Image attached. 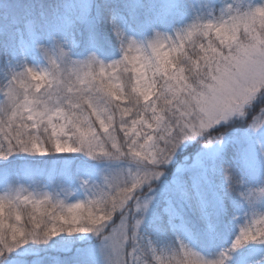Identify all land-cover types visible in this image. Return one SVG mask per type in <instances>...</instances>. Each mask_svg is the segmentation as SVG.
<instances>
[{
    "label": "snow or ice",
    "instance_id": "snow-or-ice-1",
    "mask_svg": "<svg viewBox=\"0 0 264 264\" xmlns=\"http://www.w3.org/2000/svg\"><path fill=\"white\" fill-rule=\"evenodd\" d=\"M226 11L227 20L197 21L177 30L175 39L156 31L155 21L134 12L126 17L122 7L109 0L102 5L81 0L75 19L62 25L64 35L54 32L46 42L35 20L14 19V23H23L52 67L40 73L31 68L20 73L9 69L11 79L0 87L8 101L0 109L5 117L0 119V160L16 152L38 156L83 153L91 160H125L134 163L137 171H130L127 179L105 178L107 189L94 192L86 203L65 205L48 194L41 198L17 195L15 200L0 197V256L30 241L46 244L64 233H92L99 237L101 253H107L105 264H165L164 249L157 254L152 241L145 242L140 232L152 202L153 182L164 175L163 169L182 144L198 137H204L206 144H223L224 134L210 135L212 130L222 122L245 117V109L264 98V37L254 30L257 23L264 28V7L242 14H232L230 7ZM102 21L110 26L123 53L120 60L109 64L96 55L103 47L98 31ZM130 21L137 27L152 25L153 37L146 44L138 43L129 35ZM80 36L90 54L77 61L65 48L79 47ZM69 68L75 70L76 79L61 86L58 72ZM122 73L130 74L127 80ZM249 127L257 129L258 125ZM204 168L203 179L209 182L222 175L226 194L239 192L243 185L223 154ZM174 183L177 198H188L187 186L180 190L178 181ZM239 195L252 206L254 196H264V188ZM220 205L218 215L226 214L222 199ZM28 206L32 209L30 228L21 223ZM172 212L180 214L178 209ZM153 224L161 227L158 217ZM257 242L264 243V217L242 228L230 251ZM176 243L180 246L175 254L197 255L178 239ZM197 257L198 264H224L223 253L216 261Z\"/></svg>",
    "mask_w": 264,
    "mask_h": 264
},
{
    "label": "rangeland",
    "instance_id": "rangeland-1",
    "mask_svg": "<svg viewBox=\"0 0 264 264\" xmlns=\"http://www.w3.org/2000/svg\"><path fill=\"white\" fill-rule=\"evenodd\" d=\"M37 1L38 0H28L26 6L20 12H22V20H35L37 22L39 34L45 42L54 32L57 35H64L62 25L75 19V16L78 14V5L81 3V0H48L51 12L47 14L43 8H38L37 10L35 5ZM236 1L237 0H194L193 2L196 7L201 4L205 6V10H208L207 17L211 16L210 22L219 23L218 15L222 14L223 9L222 7H215V5H225L227 7L230 3L235 4ZM93 3L94 5H98L97 0H93ZM229 7H231V5ZM257 7H264V0L261 2H254L248 9L249 11H252ZM36 13H40V19L37 18ZM94 14L95 8L93 9V15ZM158 15L160 14H155L156 17H158ZM3 19L8 25L14 26L13 30L17 36V49L10 52L7 56L6 65L8 71L9 69H12L14 72L20 73L25 71L26 68H31L37 73L50 72L52 66L48 59L41 55L36 49L33 37L25 30L23 23H14V19L7 14L3 15ZM256 25V28H258L259 24L257 23ZM256 33L260 34L259 29L256 30ZM129 35L137 40L138 43L146 44L142 36L132 26L129 29ZM79 39L81 40L80 45H83L85 49H87L83 43L84 37L80 36ZM45 46H47V43ZM77 48L78 47L71 49L67 47L65 48L66 51H70L73 60L82 61L90 54V52L87 51L76 55L74 51ZM120 54L123 55L121 50ZM96 55L104 64L114 62L109 56H105L98 51H96ZM66 71L67 70L65 69H61L58 72V76L62 77L60 82L61 86H63V74ZM263 102L264 98H258L255 101L256 104ZM240 119L245 120L244 117H241L233 118L228 122L241 121ZM228 122H222L221 124L224 125ZM254 124L258 125L257 129L249 127L248 130L236 135V138L234 137L230 141L223 142V144H209L207 145L208 147L206 150L204 149L201 153L206 160L212 161L228 145L235 156L231 158V161L233 163L239 162L240 167H242L238 169V173L243 179L245 192H248L249 190L254 192L253 188L264 186V112L255 119ZM251 132L256 135L257 139H259V143L254 145L253 150H247V147L239 149L238 159L236 155L237 150L235 148V141L246 142ZM193 140L194 139H191L189 142H192ZM185 146L186 142L183 144V148ZM48 156L38 157L47 158ZM175 161L176 156H174L173 161L169 165L173 164ZM184 161L187 162L188 159H185ZM169 165L164 169L168 170ZM199 168L200 163L198 161L189 163L187 166L183 162V164L177 166L171 173L164 172V175L152 184V191L149 193L152 201L149 206V211L158 202L163 203L162 213L167 222L171 239L168 241H162L154 236L149 228H146L145 224L142 225L140 231L141 235L145 238V242L148 240L152 241L153 246L157 250V254H159L161 248L164 249L165 255L163 259L165 264H178V262H182V264H198L197 255L203 257L206 261L204 252L201 249L202 246L200 247L193 230L187 225L183 213L174 202L173 187L177 186L174 181L179 180L181 176L185 174L189 188L188 193H190L191 196L190 206L202 223H204L206 227H210V218L201 197L200 189H198L199 182L193 174V172ZM178 169L180 170L179 172ZM50 170V173L46 175L38 176L25 173L23 175L16 174L15 180L13 181L0 180V197H8L9 199L12 198L14 200L17 195H31L35 198H41L45 194H48L52 197L53 201H63L65 205L75 202L86 203L89 199L93 198L94 192L107 189L105 178L112 179L113 177L119 176L123 179H127L130 171L133 173L137 171V166L134 163L128 161L125 162L123 160L117 162H112L106 159L91 160L83 153H65L58 155V158L55 160V166ZM167 179L168 186H165L163 184ZM194 181L198 186L194 187ZM62 188L66 189V191H62ZM145 191H147V189H145ZM3 194H5V196H3ZM258 197L260 196L255 197L256 211L260 210V207H263L261 205L262 202ZM241 208L242 211H244L246 206L241 204ZM165 209H169V213H166ZM172 209H178L180 214L176 215L175 212H172ZM254 211L251 214L248 213L247 210L245 211L248 214L247 217L249 219L246 218L244 220V225L241 226V229L250 226L254 219L264 217V215L254 216ZM243 215V218H245L246 214ZM239 232H237V235ZM177 239L184 245L186 250H190L197 255L186 253L175 254L180 246L176 243ZM261 244L264 246V243ZM45 246L46 250L49 251V256L52 260L51 264H63V261H72V264H105V255L107 253H101L99 237L92 233H77L71 236L64 233L49 240ZM16 249L15 255H17V258L2 261L0 264H30V262H32V264H39L41 259L38 257V255L41 254L39 250H28L26 247H18ZM62 254L67 255V257H63ZM28 256L32 258L31 261H29V258H25Z\"/></svg>",
    "mask_w": 264,
    "mask_h": 264
},
{
    "label": "trees",
    "instance_id": "trees-1",
    "mask_svg": "<svg viewBox=\"0 0 264 264\" xmlns=\"http://www.w3.org/2000/svg\"><path fill=\"white\" fill-rule=\"evenodd\" d=\"M27 1L28 0H0V12L9 13L19 21L21 16L19 13L21 10L20 7L24 6ZM193 1L194 0H109L112 5L121 6L123 13L126 14L127 17L130 13L134 12L142 19L155 21V30L161 32L165 36L172 37L173 39H175L176 31L179 29H186L197 21L200 23L210 22L211 16L207 17L208 10H205V6L201 4L196 7ZM256 1L261 2L263 0H237L235 4L230 3L227 7L225 5L221 6L216 4L215 7L218 6L223 9L222 14L218 15L219 22L228 19L226 10L230 5L232 14H236L237 12L242 14L244 12H248V8H250ZM104 2L105 0H98V5H102ZM36 6L44 8L47 14L51 12L48 0H38L36 2ZM157 13L160 14L158 17L155 16ZM165 17H167L165 22H159L160 20H164ZM131 25L142 36L145 43L154 35L152 25L150 24H145L143 27H137L134 23H131ZM255 27H257V25H255ZM257 29H259V27ZM98 31L100 33L99 38L103 46L102 50H98V52L105 56H109L111 60H120L122 58V54H120L119 47L110 33L108 24L102 21L98 27ZM193 39L197 38L194 37ZM9 47H13V49L8 50ZM15 47L16 36L12 34V31L9 30L6 24L0 23V87H6L11 79L5 60L6 53L15 50ZM86 48L87 49H85L83 45H80L74 53L79 55L83 52H90V49L88 47ZM189 51H191V48H189ZM74 71L75 70L71 68L67 69V71L63 74L64 82L67 81L72 83L75 81L76 77L75 75H72ZM82 74L83 72H81V75ZM129 75V73H122V79L127 80ZM69 76H71V80H69ZM6 103H8V101L4 98L3 93H0V109H3ZM262 108H264V102L260 104H256L255 102L252 103V105L246 109L247 115L244 117L245 120L240 119L241 121L228 122L224 125L219 124V127L216 126L210 135H220L223 133L224 143L232 140L236 131L243 132L248 130L249 125L255 121L253 118L255 117L256 119L263 113L261 111ZM4 118L3 114H0V119ZM256 143H259V139H257L256 135L251 132L246 142L240 144L238 143V147L239 149L247 147L253 150L254 145H257ZM207 145L209 144H206L204 137L194 138L192 142L186 141V146L183 148L182 144V146L177 150L175 154L176 161L168 166V170L164 169L163 172L171 173L177 166L183 164V162L186 166L194 161H198L200 163V168L194 171L193 174L198 179V189H200L201 197L210 218L211 226L207 228L191 208L190 193H188V198L186 199L177 198L179 194L177 186L173 187L174 202L183 213L186 223L190 226L198 238L200 246L203 248L206 261H216L221 259V254L223 253L224 264H264V246H262L263 244L261 243H249L236 251H230L237 232H239L241 226L244 225V220L248 218V214L245 211L247 210V212L251 214L255 210L256 196H254L253 205L249 206V203L239 195V192H245V187L243 185L239 192L226 194L224 191L222 175H215L212 177L210 182L203 179L205 175L204 165H211L215 160H206L204 155L201 154L204 149L206 150L208 147ZM220 154L225 156L227 165L231 167L233 172L239 176L238 171L234 169L235 164L232 163L230 159V156L233 157L234 155L231 148L227 145ZM57 158L58 155L55 153L50 154L47 158H41L37 155L16 152L9 156L6 160H0V179L14 180V175L16 173H30L38 176L49 174L51 171L50 169L55 166V160ZM185 159H188V161H184ZM208 175L211 176V173L209 172ZM177 181L179 183L180 190H183L185 186H187V191L189 190L185 174H183ZM163 185L168 186V179ZM262 188H264V186L253 188V190L254 192H258ZM3 196H5V194H3ZM3 198L9 199L8 197ZM258 198L261 200V205L263 207H260V210H255L254 216L264 215V196H260ZM221 199L227 208V212L226 214L218 215L221 208ZM9 200L13 199L11 198ZM241 204L246 206L244 211H242ZM31 210V206H28L22 213L23 220L21 223L26 228L31 227V224L28 222V215ZM8 214L9 210L6 206L4 212L5 217H7ZM243 214H246L245 218H243ZM157 217L161 223L160 228L155 227L153 224V219ZM144 224L146 227H149V230L154 236L158 237L162 241H168L171 239L168 226L162 213V203H157L150 209ZM22 247H26L28 250H39L41 252V254L38 255V257L41 258L39 264H51L49 251L46 250L45 244L33 243L30 241ZM16 250L17 249H14L12 252H5L3 256H0V262L17 258V255H15ZM62 256L67 257V255L64 254H62ZM25 258H29V261L32 259L29 256ZM69 263V261H63V264ZM30 264H32V262H30Z\"/></svg>",
    "mask_w": 264,
    "mask_h": 264
},
{
    "label": "clouds",
    "instance_id": "clouds-1",
    "mask_svg": "<svg viewBox=\"0 0 264 264\" xmlns=\"http://www.w3.org/2000/svg\"><path fill=\"white\" fill-rule=\"evenodd\" d=\"M254 30L256 31L257 28L255 27ZM259 32H260V35H261L262 37H264V28H261V27L259 26ZM241 38H242L246 43L249 42L248 38L244 37L243 34H242V37H241Z\"/></svg>",
    "mask_w": 264,
    "mask_h": 264
}]
</instances>
